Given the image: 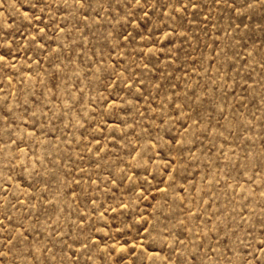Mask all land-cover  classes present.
Listing matches in <instances>:
<instances>
[{
    "label": "rangeland",
    "instance_id": "1",
    "mask_svg": "<svg viewBox=\"0 0 264 264\" xmlns=\"http://www.w3.org/2000/svg\"><path fill=\"white\" fill-rule=\"evenodd\" d=\"M0 264H264V0H0Z\"/></svg>",
    "mask_w": 264,
    "mask_h": 264
}]
</instances>
